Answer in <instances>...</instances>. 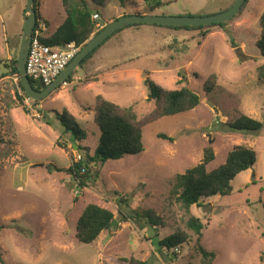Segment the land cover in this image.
Returning <instances> with one entry per match:
<instances>
[{
    "label": "rangeland",
    "instance_id": "obj_1",
    "mask_svg": "<svg viewBox=\"0 0 264 264\" xmlns=\"http://www.w3.org/2000/svg\"><path fill=\"white\" fill-rule=\"evenodd\" d=\"M86 1L91 12L83 24L79 0H41L45 34L50 36L70 13L77 41L83 43L88 35L81 30L103 28L123 14L209 16L235 2ZM25 7L26 0H0V264H127L123 260L131 256L147 264H202L194 243H184L174 253L158 242L178 228L192 233L185 224L187 213L171 190L176 174L202 160L210 139L215 158L208 170L223 164L241 144L253 148L257 159L231 181V193L191 207L205 223L202 244L214 252L212 264H264V86L256 81L257 68L264 63L256 45L264 0H248L224 26H125L81 62L70 81L35 100L29 113L19 99L23 91L16 74L3 64L18 58ZM95 73L99 80L92 87L79 83L78 78ZM212 73L218 76L217 84L206 92L204 85ZM147 77L167 89H192L200 104L144 127L143 152L94 164V182L78 186L66 169L72 156L78 160L85 151L72 145L73 137L57 114L67 108L76 117L87 134L76 144L93 154L101 133L94 122L95 96L132 106L144 117L156 106L149 99ZM242 115L263 122L262 129L232 130L229 124ZM162 133L172 139L160 138ZM58 139L67 144L66 152L56 145ZM89 203L113 211L118 223L95 241L82 243L76 226ZM143 213L149 215L139 219L141 228L135 219ZM124 215L135 219L120 221ZM149 216L158 224L147 223ZM249 218L257 233L252 234Z\"/></svg>",
    "mask_w": 264,
    "mask_h": 264
},
{
    "label": "trees",
    "instance_id": "obj_2",
    "mask_svg": "<svg viewBox=\"0 0 264 264\" xmlns=\"http://www.w3.org/2000/svg\"><path fill=\"white\" fill-rule=\"evenodd\" d=\"M79 1L81 3H79L78 6L80 11L79 18L83 21V24H85V18L86 16L89 17L91 11L86 9V0ZM247 2L248 0H246L243 4L241 11L246 7ZM40 5L41 0H35L34 8L37 13V24L42 19L39 9ZM82 9L84 11H82ZM240 12L238 14H240ZM137 14L140 13L137 12ZM227 22L228 21L213 23L212 25L224 26ZM259 24L260 37L256 41V45L261 54L264 56V10L260 15ZM183 27L188 28L190 26ZM101 29L102 28L98 29L86 27L81 31L78 30L81 33L88 35L87 41L79 43L76 36L77 29L75 20L73 15L70 13L67 15L63 24H61L50 36L46 35L43 38V42L51 46H63L70 42H76L81 48ZM206 34L207 33L203 32V36ZM95 49L93 51H95ZM93 51L89 53L87 57H89ZM86 58L83 59L82 63L86 60ZM11 61L13 64H7L4 62V66L10 68L11 73L19 74L17 59L15 58ZM79 66L70 75L67 82L73 78V75L78 70ZM217 77L216 73L209 75L204 85L206 92H210L216 86ZM95 79H97L96 74H91L86 75L81 81L87 83L88 81H94ZM256 81L258 85L264 86V63L257 68ZM146 82L149 86V99H154L156 106L152 112L141 118L132 106L127 107L119 105L107 99L102 94L95 96L94 122L101 131L98 144L93 154H90V152L86 151L83 146L77 144L78 149L84 150L85 154L78 160L74 159L72 156V163L66 169V172L73 177L75 182L78 183V186L88 187L92 182H94V164L99 163L103 165L108 160L121 159L126 154H138L143 152L144 127L161 119L162 117L190 111L200 104L199 95L188 87L167 89L148 77L146 78ZM32 83L36 89L41 90L46 87L45 85L39 84L35 80H33ZM19 87L23 93H25L24 89L20 85V80ZM19 99L22 101V96H19ZM24 109L28 112L25 107ZM57 117L61 121L64 131L70 133L73 137L74 143L86 139V131L79 125L76 117L67 108H64L61 114L58 113ZM229 126L234 131L258 132L262 129L263 122L247 115H242L236 121L230 123ZM159 137L163 139H172L163 133L159 134ZM212 143L213 140L210 139L209 144L204 148L203 158L198 164L187 168L183 173L176 174L173 181L171 194L176 197V200L180 202L185 209L188 216L185 224L187 229L192 231V233L178 228L172 234L164 237L158 242L160 247L173 250L174 253L175 250L182 244L187 243L190 245L194 243L192 247L198 254L201 255L202 264H212L214 252L207 250L203 246L202 240L204 238L203 230L205 223L200 217L191 213V207L193 205L201 206L204 199L211 196H223L231 193V181L241 172L251 168L257 159V153L253 148L241 144L235 146L228 153L223 164L215 169L208 170V164L215 158ZM56 144L68 150L67 144L60 141V139L56 141ZM148 215L144 213L142 216L137 214L136 219L134 216L124 215L123 218L119 220L127 221L129 219H135L136 224L139 225L141 224L139 219L141 217L147 218ZM149 217V220L146 221L147 223L153 225L158 224L155 219L151 216ZM114 220H117V217L113 211L99 204L89 203L79 217L76 226V237L78 241L82 243H91L95 241L101 232L111 227V223ZM143 227V224H141V228ZM123 261L127 264H147V261L141 260L135 256L125 258Z\"/></svg>",
    "mask_w": 264,
    "mask_h": 264
},
{
    "label": "water",
    "instance_id": "obj_3",
    "mask_svg": "<svg viewBox=\"0 0 264 264\" xmlns=\"http://www.w3.org/2000/svg\"><path fill=\"white\" fill-rule=\"evenodd\" d=\"M246 0H235L233 5L220 13L209 16H158V15H141L137 13L122 15L121 17L114 19L103 27L98 33H96L87 43H85L80 51L69 62L65 69L44 89H36L30 80L26 71V60L30 48L32 33L37 22V13L34 8L35 0H26L23 32L18 52V71L20 85L24 89L25 93L32 97L34 100L39 101L52 92L58 89L62 84L66 83L70 75L77 69L84 58L91 53L96 47H98L104 40L111 36L117 30L137 23H149L169 26H202L210 25L213 23H221L231 20L237 15ZM77 147V144L74 145ZM118 221L114 220L111 226L117 225Z\"/></svg>",
    "mask_w": 264,
    "mask_h": 264
},
{
    "label": "built area",
    "instance_id": "obj_4",
    "mask_svg": "<svg viewBox=\"0 0 264 264\" xmlns=\"http://www.w3.org/2000/svg\"><path fill=\"white\" fill-rule=\"evenodd\" d=\"M95 17L98 19L99 13H96ZM97 26L99 25L97 24ZM46 31L45 22L42 20L38 24L36 22L26 60V71L30 80H35L45 86L49 85L80 51V45L76 42H70L63 46H51L43 42ZM16 79L19 81V74H16ZM22 101L27 110L34 109L35 100L26 93H23Z\"/></svg>",
    "mask_w": 264,
    "mask_h": 264
},
{
    "label": "crops",
    "instance_id": "obj_5",
    "mask_svg": "<svg viewBox=\"0 0 264 264\" xmlns=\"http://www.w3.org/2000/svg\"><path fill=\"white\" fill-rule=\"evenodd\" d=\"M96 74V76H97V79H95L94 81H88L87 83H84L83 81H81L82 79H80L79 80V78H78V81H79V83H84V84H86V85H88V87H92V85H93V83L95 82V81H97V80H99V75H97V73H95ZM83 79H84V77H83ZM74 81H76V80H74ZM98 95V94H97ZM71 142V141H70ZM76 144V143H75ZM57 145V144H56ZM72 145L74 146V143H72ZM62 148V147H61ZM62 149H64V148H62ZM64 151H65V149H64ZM66 152V151H65ZM71 165V164H70ZM249 222H250V226H253L252 228H253V230H252V234H254L256 231L254 230V225H253V222H251V220H250V218H249ZM252 223V224H251ZM59 229H61V228H59ZM257 233V232H256ZM260 234H262V232H260Z\"/></svg>",
    "mask_w": 264,
    "mask_h": 264
}]
</instances>
